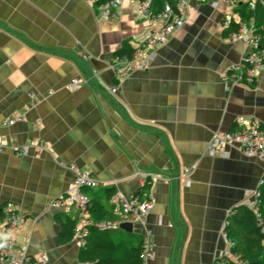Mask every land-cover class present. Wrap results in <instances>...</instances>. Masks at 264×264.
Wrapping results in <instances>:
<instances>
[{"label": "crops", "instance_id": "1", "mask_svg": "<svg viewBox=\"0 0 264 264\" xmlns=\"http://www.w3.org/2000/svg\"><path fill=\"white\" fill-rule=\"evenodd\" d=\"M177 1L182 25L116 80L114 51L137 47L155 27L137 14L138 0H121L114 18L101 16L97 0H0V137L27 146L24 154L0 152V205L22 216L2 240L46 252V264H80L77 234L58 240L54 215L63 213L49 204L82 169L97 183L88 195L113 188L151 196L148 264H215L226 252V216L255 201L264 156L235 144L224 155L206 147L237 117L243 126L264 125V70L250 83L230 75L245 44L224 35L222 16L249 0L234 9L230 0ZM73 77L81 83L70 89ZM14 113L23 119L4 124ZM32 137L45 149L29 145ZM105 202L103 219L121 217ZM117 229L110 238L97 230L91 240H109L121 256L129 242Z\"/></svg>", "mask_w": 264, "mask_h": 264}, {"label": "built area", "instance_id": "2", "mask_svg": "<svg viewBox=\"0 0 264 264\" xmlns=\"http://www.w3.org/2000/svg\"><path fill=\"white\" fill-rule=\"evenodd\" d=\"M97 1L99 2L98 7L102 17L114 18L119 14L121 0ZM230 2H232V0H230ZM247 2L251 9H254L257 4L264 8V0H249ZM136 12L142 17L154 21L155 27L145 36L144 40L135 47L131 56H113L111 67L114 70L116 80L138 67L135 63L137 57L143 55V57L151 58L158 46L166 42L168 35L179 28L184 19L182 3L179 1H177L175 7H173L168 1H163L160 5H155V0H138ZM236 15L237 19L233 18L230 12L222 16V28L224 30H230L227 35L228 39L231 41L240 40L245 44L241 59L233 67L230 75L232 78H235V80L242 79L250 83L254 80L258 72L264 70V23H261L262 25H257V21H255L253 15L247 18L241 17L238 13H236ZM139 66L145 67L146 61H143ZM80 83L81 80L78 77L71 78L69 83L70 89L76 88ZM116 89V86H112L111 92H115ZM21 119H23V114L14 113L8 116L3 123L11 125ZM242 121L240 117H237L235 122L238 127L225 132L216 130L207 144L206 152L213 153L218 151L224 155V147L226 145L235 144L247 156H264V130L258 129L257 123L254 122L243 126ZM28 144L35 145L40 149H45L44 144L39 142L36 137H32L28 141ZM6 149H10L16 154H24L27 152V146L24 144H17L13 137L9 139L0 137V152ZM189 173L190 171L187 169L185 171L186 176H189ZM188 183L189 181H187V184ZM96 186L97 183L90 177L87 171L75 169L73 181L65 190L56 194L49 204L51 208L62 213H80L79 222L77 221L76 226L79 247L85 244L90 227L103 231L107 229H117L121 223L118 219L90 218L88 214V207L90 205L88 191ZM255 195L257 196V190L255 191ZM256 196L255 201L252 204H247L248 206H255ZM110 203L117 207L122 221L131 224L130 231L140 233L143 236L144 242L141 256L143 264H148V261L153 257L151 232L146 224V216L153 203L151 196L148 195L147 198L140 199L138 195L127 197L115 191L110 197ZM21 222L22 216L14 205H4L1 207L0 264H46V252H32L30 251L28 243L17 245L10 238L2 240L4 234L15 229ZM224 238L228 242V249L221 256H229L235 264H244L243 260H241L238 255H232L230 253L229 247L233 242L226 238L225 234ZM226 263L227 261L225 260L218 264Z\"/></svg>", "mask_w": 264, "mask_h": 264}, {"label": "trees", "instance_id": "3", "mask_svg": "<svg viewBox=\"0 0 264 264\" xmlns=\"http://www.w3.org/2000/svg\"><path fill=\"white\" fill-rule=\"evenodd\" d=\"M163 1H168L175 7L176 0H155V5H160ZM97 1V5H98ZM236 12L242 17L247 18L250 15L254 16L257 25L264 23V8L256 5L251 9L248 2H240L237 4ZM262 30V29H260ZM230 30H225L224 35H228ZM135 48L123 44L120 48L114 51V55L131 56ZM237 126L234 123L231 128ZM257 128L264 130V125L257 123ZM147 181L145 186L147 187ZM115 190L113 188H104L100 195L92 193L89 195L90 205L88 211L95 215V219H103L100 216L103 202L109 201ZM139 196V195H138ZM140 197V196H139ZM147 196L140 197V199L147 198ZM6 205H0L1 207ZM54 219L59 226L58 240L61 243L71 241L76 234L77 218L73 214L56 213ZM120 229H107L101 232L109 234V238L113 233H120ZM97 231L94 227L89 228V233L86 236V242L79 247L78 261L82 264H143L141 256L143 250V236L135 232H123L126 234L124 240L128 239L129 245L123 249L121 256H115V245L109 240L101 239L98 242L92 241L91 236ZM99 231V230H98ZM123 231V230H122ZM223 231L226 238L230 239L233 244L229 247L232 255H238L243 260L244 264H264V174L261 182L257 188L256 204L250 207L247 204H240L229 210L226 220L224 222ZM227 261L226 264H235V262L227 255L217 257L215 264L221 261Z\"/></svg>", "mask_w": 264, "mask_h": 264}, {"label": "rangeland", "instance_id": "4", "mask_svg": "<svg viewBox=\"0 0 264 264\" xmlns=\"http://www.w3.org/2000/svg\"><path fill=\"white\" fill-rule=\"evenodd\" d=\"M239 0H232V6H233V9L235 8V6H236V2H238ZM232 15H233V18H235V19H237V15H236V13L234 12V10H232L231 12H230ZM104 207L107 209V208H109L110 207V205H109V203L108 202H104ZM118 220H121V217H118Z\"/></svg>", "mask_w": 264, "mask_h": 264}, {"label": "water", "instance_id": "5", "mask_svg": "<svg viewBox=\"0 0 264 264\" xmlns=\"http://www.w3.org/2000/svg\"><path fill=\"white\" fill-rule=\"evenodd\" d=\"M119 226L124 231L129 232L131 230V224L129 222H121Z\"/></svg>", "mask_w": 264, "mask_h": 264}]
</instances>
